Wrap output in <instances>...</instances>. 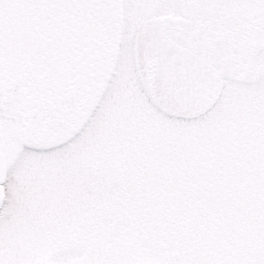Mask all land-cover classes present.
<instances>
[{
	"label": "rangeland",
	"instance_id": "374dc122",
	"mask_svg": "<svg viewBox=\"0 0 264 264\" xmlns=\"http://www.w3.org/2000/svg\"><path fill=\"white\" fill-rule=\"evenodd\" d=\"M237 1L229 17L237 23L231 27L237 39L236 61L220 98L200 118L177 120L163 117L143 93L132 63V41L146 17L187 13L183 0H0V79L7 66L8 75L23 69L28 99L38 95L39 47L44 63L61 52L59 60L66 67L71 53L67 41L73 46L76 29L89 33L95 45L103 36L98 53L92 54L100 65L91 78L86 104L67 129L43 132L22 123L13 130L0 121V151L7 161L0 264H264V161L256 158L264 154L258 152L261 145L250 143L251 136L264 141V75L253 84L238 79L241 64L247 61L246 46L264 41V15L261 0ZM190 3L189 8L197 11L198 4ZM231 3L203 4L200 11L204 17H225L223 10ZM56 64L54 60L50 65ZM127 113L135 115L133 122ZM128 128L134 137L124 143ZM173 137L172 152H161L156 160L146 153L152 172H169L176 166L187 178L186 192L198 188L203 201L214 194L215 202L202 206L223 210L214 215L219 220L209 232L200 234L198 228L180 240H169L165 232L154 238L127 221L124 201L132 193L124 184L125 175L111 171L112 158L124 157V148L142 144L154 152L155 146H164ZM114 140L117 150L111 148ZM193 145L211 154L214 148L230 154L213 155L211 163ZM176 154L184 161L167 167L166 156ZM187 160L197 165L189 166ZM238 166L245 172L239 176L242 187L237 189L232 181L228 189L231 197L238 193L239 198L218 204V195H227L226 189L220 194L217 188L226 183L224 175L240 173ZM209 172L214 173L212 179L224 174L214 181L221 186L202 180ZM103 213L104 221L99 218Z\"/></svg>",
	"mask_w": 264,
	"mask_h": 264
},
{
	"label": "water",
	"instance_id": "95a60500",
	"mask_svg": "<svg viewBox=\"0 0 264 264\" xmlns=\"http://www.w3.org/2000/svg\"><path fill=\"white\" fill-rule=\"evenodd\" d=\"M248 50L260 53L264 44L254 42ZM233 54L231 34L191 27L185 19L173 16L143 21L134 40L135 68L145 94L161 113L178 119H195L214 105L222 87L218 75L230 69ZM250 74L246 70L242 80ZM22 108L20 86L0 91L1 120L20 123ZM63 125L65 122L54 126ZM5 176L6 161L0 153V206Z\"/></svg>",
	"mask_w": 264,
	"mask_h": 264
},
{
	"label": "flooded vegetation",
	"instance_id": "af4514ba",
	"mask_svg": "<svg viewBox=\"0 0 264 264\" xmlns=\"http://www.w3.org/2000/svg\"><path fill=\"white\" fill-rule=\"evenodd\" d=\"M191 1L192 2L194 1L196 4H198V10L195 12L189 8L191 7L190 0H183V2H180L182 5L181 7L185 8L186 11H188L187 13H180V14L163 13L158 15H171L175 17H180L187 20L192 27L212 30L218 33H229L234 36L235 53L232 61V67L228 72L220 75L223 82L222 85V91H223L225 86V80L228 78V76L231 75V72L235 66V61H236L237 39L235 35L231 32V27L237 26V23H236V19H234L235 23H232V19L229 17L233 14V11L235 10V4L238 1L237 0H191ZM261 1H262L261 12L264 15V0ZM219 2L220 3L224 2L228 4L232 2L231 6H228L226 10H223V12L226 14L225 17H217V16L212 17L208 15H205L206 17L202 16L200 8H202L203 4H212V3L214 4ZM43 14L44 13H42V15ZM85 15H87L86 12ZM158 15H151L146 17L145 19ZM87 17L88 16H84V18ZM41 18H43V16ZM43 21H42V25L44 26L45 21L44 22ZM49 25L51 26L52 24L50 23ZM69 28L71 29V27ZM261 30L264 31V23H263V28ZM76 31L77 32L74 31L75 33L73 34L72 38L73 37L75 38L76 36L78 38H76V41L72 40L73 46L70 43V41H67V46L70 47L71 53L67 58V63H65L67 64L66 67H64V65H61L62 61L59 60V58L62 57L61 52L53 56L52 61L57 60L58 64L50 65L52 61L44 63L46 59L43 54V47L42 48L39 47L40 49L38 50L39 52L38 59L40 62L37 66L39 73L38 76L39 79L37 78L38 95L35 96V98L33 97L31 99H28L27 97V83H26L27 80L26 81L24 80L27 79L26 77L27 75L25 74V71L22 69V72L15 71L14 73L8 75V66L5 68L7 69V72L0 79V90L8 87H12L16 84L22 86L23 96H24L23 114L25 116L24 121L22 123H25L24 125L32 126L34 127V129L40 128L43 130V132L44 131L48 132V130H50V132L53 133L62 132L65 129H67L71 123L75 121V115L81 110L82 107L85 106L88 92H90V89L92 88L91 78L94 76L95 72H97L98 66L100 65L98 63V58H96L97 55L96 54L92 55V54L95 52V50L98 53V49L103 42V36L101 35V38L98 39L99 42L100 41L101 42L95 45L89 33L82 34L81 31L77 29ZM133 42H134V37L132 41V63L134 67ZM251 43H249L246 46L247 61L245 60L244 62H242L241 65L243 66L241 67L240 69L241 71L239 72V76H238L239 81H241L244 84H253L255 82L257 83L260 80V78L264 75V73L259 70V68L264 67V52L259 53L258 51L256 54L249 53L248 46ZM79 49L80 51L78 52ZM62 67L65 68L64 72L61 71ZM246 70L251 71V74L245 75L243 78L244 80H242V76L244 75V71ZM134 72H135V67H134ZM64 77H66L67 79ZM254 79L255 82L252 83L251 80ZM46 92L48 95H46ZM36 109H39V111L35 112ZM36 114H37V118L34 117V115ZM126 115H133V114L127 113ZM66 117L70 119L68 125L63 129L54 131V129H52L53 124L57 122H62L63 119ZM134 117L135 115H133V118L131 116L129 117L132 120V122L134 120ZM122 122L123 120H119L120 124ZM21 124L16 126H12L9 124L6 125L11 129L16 130L17 127L21 126ZM250 143L256 144L257 146L261 145L262 148L258 149V152L264 154V141L251 140ZM256 158L258 159L257 162L262 163L264 161L263 156H257Z\"/></svg>",
	"mask_w": 264,
	"mask_h": 264
},
{
	"label": "trees",
	"instance_id": "16d2710c",
	"mask_svg": "<svg viewBox=\"0 0 264 264\" xmlns=\"http://www.w3.org/2000/svg\"><path fill=\"white\" fill-rule=\"evenodd\" d=\"M149 134H151V132ZM133 137L134 134L132 129L128 128L124 132V143L129 142ZM173 138L174 139L168 138V141L164 142V146H155L154 152L150 149H146L145 145L142 144L135 145V147L131 149V146L129 148H124V157L119 155L116 156V158H112L111 171L125 175L126 182H124V184L132 193L126 195L127 197H125L124 201L127 204L123 212L126 220L141 228L140 230H142L144 234L150 236V232L151 236H154V238H157L158 236L161 237L165 232L166 236H163L166 238L168 237L169 240H180L182 235L190 236L193 233L195 234V231H197L198 228L201 230L200 234H203L204 231L209 232V230L212 229L214 222L219 220V218L214 215L221 213L223 210L221 207H218L219 210L212 211L209 207L202 206L203 203L209 204L210 202H215V197L217 196H213L214 194L209 193L205 198L206 200L203 201L202 195L198 193V188L194 191L191 190V193L186 192L183 189L186 183L184 180L187 179L186 176H183V171H177L176 166L170 167L168 165L175 164L176 161L181 160L184 156L180 154L172 155V157L166 156L164 164H167V167L171 168H168L170 169L169 172H167L168 170L166 171L167 173H161L159 171L152 172V160L145 157L146 153L148 152V156L150 157L152 153L156 160L161 152H165L166 154L172 152L173 140H175V137ZM255 139H257V137H250V140ZM142 140L143 138L136 139L135 142L140 143ZM214 141L215 140H212V143H214ZM112 143L113 146L111 148L117 150L118 146L116 141L114 140ZM243 147L246 146L243 144ZM193 148L195 151L200 150V154H203L202 158L207 159L211 163H213V155L216 156L220 153L221 156H225L222 153H225L226 155L230 154V152L226 150L218 152L216 148L213 149V154L205 152L202 148L199 149L194 145ZM112 149L111 151H113ZM127 150L129 153H127ZM124 158H126L125 161H123ZM182 161L184 160L182 159ZM187 163L189 166L197 165V161L195 160H187ZM226 168L228 167L226 166ZM237 168L240 170V173L233 170L227 175L220 173L219 178L212 179L210 176H214V173L209 172V176L202 179L209 181L213 185L216 183L221 186V184L214 181L222 179V176L224 175L222 180L226 183L223 188H217L220 189L217 191L222 194L221 192L223 191L221 189H226L225 194L223 195L227 196L221 198L222 195H218L220 198L218 199V204H221V202L228 203L229 200H234V197L239 198L238 193L237 195H234V197H231L233 196L231 195L232 189H228L229 183L232 181L234 182V187L237 185V189L242 187V181H240L239 176L241 173L245 172L241 166L236 167V169ZM220 170L222 169L220 168ZM197 179L201 180V178ZM205 183L206 182H204V184ZM212 188L216 189V187ZM132 190L135 192H132ZM224 205L228 206L229 204ZM103 215L99 218L104 221L105 218L103 217H105L107 213H103ZM163 227L166 228V231H162Z\"/></svg>",
	"mask_w": 264,
	"mask_h": 264
}]
</instances>
